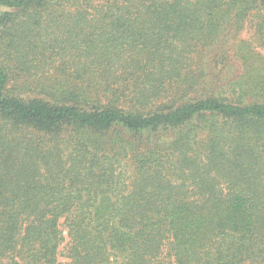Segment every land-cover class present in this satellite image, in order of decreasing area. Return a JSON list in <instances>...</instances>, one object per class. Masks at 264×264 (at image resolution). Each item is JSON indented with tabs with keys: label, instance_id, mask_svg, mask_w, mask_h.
<instances>
[{
	"label": "trees",
	"instance_id": "trees-1",
	"mask_svg": "<svg viewBox=\"0 0 264 264\" xmlns=\"http://www.w3.org/2000/svg\"><path fill=\"white\" fill-rule=\"evenodd\" d=\"M261 49L264 0H0V264H264Z\"/></svg>",
	"mask_w": 264,
	"mask_h": 264
},
{
	"label": "rangeland",
	"instance_id": "rangeland-1",
	"mask_svg": "<svg viewBox=\"0 0 264 264\" xmlns=\"http://www.w3.org/2000/svg\"><path fill=\"white\" fill-rule=\"evenodd\" d=\"M238 39H246V40H249V41H251L252 46H253L254 48L256 47V49H258V48H257V42H256V39L253 37V31H252V29H251L250 27L247 26L246 28H244V30L240 33ZM260 52H261L262 55H264V49H261ZM6 53H9V49H8V51H7ZM8 55H9V54H8ZM263 61H264V59H263ZM253 62H254V66H255V67H256L257 65H258V66H263L262 64H259V63L255 62V61H253ZM234 72H235V71H234ZM61 259H62V258H61Z\"/></svg>",
	"mask_w": 264,
	"mask_h": 264
}]
</instances>
